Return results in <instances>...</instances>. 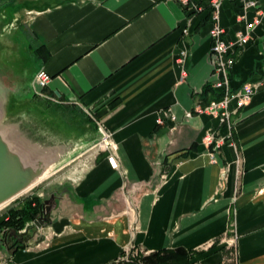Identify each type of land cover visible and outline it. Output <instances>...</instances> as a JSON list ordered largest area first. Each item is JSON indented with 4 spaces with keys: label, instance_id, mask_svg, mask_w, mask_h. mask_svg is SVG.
Masks as SVG:
<instances>
[{
    "label": "crops",
    "instance_id": "1",
    "mask_svg": "<svg viewBox=\"0 0 264 264\" xmlns=\"http://www.w3.org/2000/svg\"><path fill=\"white\" fill-rule=\"evenodd\" d=\"M213 1L226 41L263 13L230 70L233 89L257 91L207 147V130L228 131L197 112L217 94ZM248 1L0 0L3 121L60 148L54 171L77 175L44 241L11 255L0 241V262L264 264V0Z\"/></svg>",
    "mask_w": 264,
    "mask_h": 264
},
{
    "label": "built area",
    "instance_id": "2",
    "mask_svg": "<svg viewBox=\"0 0 264 264\" xmlns=\"http://www.w3.org/2000/svg\"><path fill=\"white\" fill-rule=\"evenodd\" d=\"M181 6L186 9H197V5L194 0H175ZM213 10L210 13V58L212 64V73L214 80L210 83V87L215 90L218 97L209 101V103L198 108V113H204L218 119L220 124L227 125V133L225 136H220L218 140L215 139L216 131L213 129L207 130L203 137L202 142L205 146L210 147L213 143L216 147L218 143L227 139L230 135V125L228 123L230 114L237 111L244 105H246L257 91V86L252 83L245 84L241 89H233L230 82V70L236 62V52L240 48H244L253 38V31L262 22L261 15L263 10L258 9L256 16L249 20L246 16H241V20H245V28L238 32L237 39L235 41H226L224 38V28L219 21L220 2L213 1ZM257 0H249L246 5L249 7H257ZM185 52H181V61L185 57ZM178 60V61H179ZM50 81V74L44 70H39L35 75V83L37 86L36 94L42 95V90L48 85ZM171 119H175L171 116ZM158 123H161V119H157ZM107 137L98 141V143L106 142ZM215 147V148H216ZM112 166H116L113 157L108 158ZM29 226L26 225L22 233H26ZM7 239V238H6ZM8 242V239H7ZM18 245V244H17ZM128 261V260H123ZM118 262H116L117 264ZM0 264H7L6 261H1Z\"/></svg>",
    "mask_w": 264,
    "mask_h": 264
},
{
    "label": "water",
    "instance_id": "3",
    "mask_svg": "<svg viewBox=\"0 0 264 264\" xmlns=\"http://www.w3.org/2000/svg\"><path fill=\"white\" fill-rule=\"evenodd\" d=\"M3 114V104L0 101V206L46 177L55 166L61 152L56 146L41 149L37 141L25 137L22 128L5 123ZM104 137L105 135H101V139ZM54 199L55 196H51L41 205L40 215L34 221L37 230L30 233L29 229L22 236L26 246L33 244L30 239L50 220L51 203ZM3 244L10 255L19 247L17 243H8L6 238L3 239Z\"/></svg>",
    "mask_w": 264,
    "mask_h": 264
},
{
    "label": "rangeland",
    "instance_id": "4",
    "mask_svg": "<svg viewBox=\"0 0 264 264\" xmlns=\"http://www.w3.org/2000/svg\"><path fill=\"white\" fill-rule=\"evenodd\" d=\"M54 169H55V167L52 168V171H50L51 173H49L46 177H44L43 179H41L40 181H38L37 183H35L31 187L24 190L13 201H11L8 205H6L4 208H2L0 210V217H4L5 219H7V216H6L7 210L10 208H13V207L15 208V207L22 206L23 201L27 198L37 197L38 199H40L42 201V204H43L45 201L49 200L51 198V196H57L58 193L61 192V190L63 189L62 187H64V184L70 185L76 179L77 175H72V176L69 175L71 177V179L70 178L68 179L67 178L68 174H67L66 178H64L65 176H63V173L55 172ZM37 218L34 219L33 221L27 222L24 225V227L21 230H19L18 232H15L14 230L10 231L7 229H2V231H0V241L3 243V239L7 238L8 242L17 243L19 247H32V246H35V245L42 243V241H44V239H45V235H46V232L48 229L47 226L49 224V221L46 223V226L43 229L37 231L38 234L34 235L30 239V242L33 243L31 246H26V244L22 238V236L26 234V233H24V234L22 233V231L26 225L29 226L27 228L26 232L29 229H31L30 233H32L34 230H37V227L34 224V221L37 220ZM130 259L128 258V261H120L117 264H144L143 262H138V261L135 262L133 260L131 261ZM224 263L225 264H232V261L230 260L229 262H224ZM112 264H116V263H112Z\"/></svg>",
    "mask_w": 264,
    "mask_h": 264
},
{
    "label": "trees",
    "instance_id": "5",
    "mask_svg": "<svg viewBox=\"0 0 264 264\" xmlns=\"http://www.w3.org/2000/svg\"><path fill=\"white\" fill-rule=\"evenodd\" d=\"M41 205L40 199L32 197L25 199L22 206L8 209L6 212L7 219L0 217V231L7 229L18 232L27 222L33 221L39 216Z\"/></svg>",
    "mask_w": 264,
    "mask_h": 264
},
{
    "label": "bare ground",
    "instance_id": "6",
    "mask_svg": "<svg viewBox=\"0 0 264 264\" xmlns=\"http://www.w3.org/2000/svg\"><path fill=\"white\" fill-rule=\"evenodd\" d=\"M15 199V198H14ZM14 199H12V200H10L9 202H6V203H4V204H2L1 206H0V210L2 209V208H4L6 205H8L11 201H13ZM9 243V242H8Z\"/></svg>",
    "mask_w": 264,
    "mask_h": 264
}]
</instances>
